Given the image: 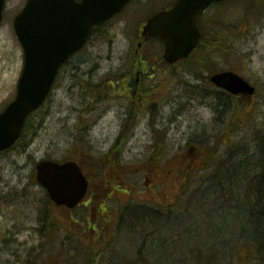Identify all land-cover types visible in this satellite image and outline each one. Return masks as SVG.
I'll return each instance as SVG.
<instances>
[{
	"label": "rangeland",
	"instance_id": "rangeland-1",
	"mask_svg": "<svg viewBox=\"0 0 264 264\" xmlns=\"http://www.w3.org/2000/svg\"><path fill=\"white\" fill-rule=\"evenodd\" d=\"M27 1L6 2L0 28V112L15 98L24 67L13 21ZM175 1L133 0L126 12L110 23L115 26L110 36L107 29L101 30L97 36L101 39L92 41L65 67L54 96L32 117L23 142L0 154V264H52L56 255L64 258L62 264L80 263L74 241L61 240L67 222L59 228L57 238L40 231L44 223L49 227L52 221L63 219L48 204V195L34 180V171L42 161L81 160L94 182L95 171L84 157L99 159L108 152L125 130L132 109L139 113L133 124L129 122L132 126L127 132L123 165L137 168L158 148L163 163L178 155L190 163L200 149L218 145L217 166L236 168L239 176L232 192L225 182L216 183L206 193L215 171L202 172L191 188L178 195L179 184L169 175L163 179L160 174L128 173L123 178L129 186L128 203L147 204L161 211V205L172 200L171 210L165 213L172 218L165 222L137 220L122 227L107 255L113 261L106 264H120L118 259L124 257L131 264H238L240 233L259 231L257 221L245 215L240 204L248 180L264 166V7L260 15L250 13L247 17L246 12L256 8H249V1L232 0L211 6L202 18V23L209 17L216 22L210 27L217 33L221 53L201 51L198 57L212 60L219 72L234 71L257 90L251 99L239 97L248 103L251 114L223 145L218 142L231 118L232 96L210 83L209 73L195 67L194 56L173 67L150 64L152 69L139 81L145 86L140 101L128 95V87H120L135 63L137 30ZM151 49L156 56L161 52L157 44ZM170 163L179 169L178 162ZM239 187L243 190L235 193ZM112 199L111 208L123 209L116 196ZM85 211L81 207L74 213L80 218ZM115 233L116 229L113 238ZM263 252H256L262 258L256 257L251 264H264Z\"/></svg>",
	"mask_w": 264,
	"mask_h": 264
},
{
	"label": "water",
	"instance_id": "water-1",
	"mask_svg": "<svg viewBox=\"0 0 264 264\" xmlns=\"http://www.w3.org/2000/svg\"><path fill=\"white\" fill-rule=\"evenodd\" d=\"M130 0H29L15 20V31L25 51V66L16 98L0 114V152L20 138L27 117L46 101L60 67L86 43L89 35L120 13ZM224 0H178L175 6L149 20L144 41L157 39L164 45L163 59L175 64L188 58L202 34L199 17L214 2ZM5 0H0V25ZM211 82L233 95L253 96L255 88L239 75L225 72ZM38 182L51 199L69 210L83 201L88 182L75 162H42Z\"/></svg>",
	"mask_w": 264,
	"mask_h": 264
},
{
	"label": "trees",
	"instance_id": "trees-1",
	"mask_svg": "<svg viewBox=\"0 0 264 264\" xmlns=\"http://www.w3.org/2000/svg\"><path fill=\"white\" fill-rule=\"evenodd\" d=\"M249 1V8L255 9L254 12L248 11L246 12V16H250V13L254 15H258V10L261 6L264 5V0H245V2ZM210 17L204 21V30H205V39L201 43V46L198 51L194 53V59H195V67L204 69L209 73V76H212L216 73H218V69L215 66V63L212 60L207 59L206 57H198L199 52L203 51L205 53H211L214 54L218 52L221 53L220 48L221 45L219 43V39L216 32H212L211 27H213V24H215V21H210ZM209 22L210 25H209ZM211 26V27H210ZM216 37V38H215ZM217 50V51H216ZM233 110L231 113L230 121L228 122V126L226 129V133L223 135V137L220 139V142L227 144L231 140L232 136L234 135V132L238 129L239 125H244L245 121H247V118L251 114V112L247 109L248 103H246L243 100L232 101ZM136 113V112H135ZM136 116V115H135ZM135 116L132 117L131 123L133 124L135 119ZM29 123V122H28ZM30 125V123H29ZM240 125V126H241ZM28 127V126H27ZM26 136L23 134V138ZM126 137H122L117 145L105 156H103L101 159H90L89 157H86L89 159L90 167L95 171L94 178L95 180H100L98 182H92L90 194L94 195L96 200L100 202V206L103 209L104 206L107 205V199L109 196V189L106 187V183L108 184H118L120 183H126L123 178L130 172H137L140 171L144 173L146 176H149L150 174H160L164 175L165 179L168 177L176 181L179 180L178 184L179 187V195H182L183 192L188 188H191L190 184H193V180H196L200 178L199 174L208 173L213 170L214 174L208 179V182L211 181V183L207 184L205 191L206 193H209L215 188L216 183L219 184H228L231 188L234 189V187L237 184V177L239 176V172L236 168H226L221 169L219 166H217V157H218V145L212 148H208L206 150L200 149L197 152L196 160H193V162L187 163L185 161H182L184 158L181 155V168L174 169L173 165L170 163L172 160H169V162L161 161L162 158V152L160 150L155 151V153L146 161H144L141 165L137 166V168H133L132 166L128 168L127 166H123L121 162V149L120 146L125 142ZM223 170V171H221ZM174 177L172 178V176ZM147 178V177H146ZM119 179V180H118ZM193 179V180H192ZM149 181V179L147 178ZM174 183V182H173ZM101 185V188L98 189L97 187ZM127 185V184H126ZM222 186V185H221ZM104 188V189H103ZM244 189L243 197H241L244 207L246 210L242 209L245 215L249 217H253L257 222V226L259 231H255L253 235L247 233V230H242L241 234V240L239 241V247H236L238 249L236 251L237 253V260L238 264H251L253 260L261 259L257 257V254L259 251L264 250V166L261 171L258 172L254 177H252L250 180H248V183ZM176 189V187H175ZM239 190H243L242 187H239ZM232 192V190H231ZM230 194L232 195L233 193ZM171 194V192H169ZM237 195V194H236ZM241 195H239L240 198ZM240 199V200H241ZM166 201V199H164ZM171 204H168V207L162 208L163 210H171ZM136 208H133L131 210L132 214V223L135 222L137 215H134ZM105 210V209H104ZM161 211H151V217L153 218H159V220L162 222H165L162 218V212ZM145 212H148V210H145ZM247 213V214H246ZM56 223L54 221L51 222V226L55 225ZM240 239V238H239ZM241 244V245H240ZM257 252V254H256ZM264 254V252H263ZM257 257V258H256ZM256 258V259H255Z\"/></svg>",
	"mask_w": 264,
	"mask_h": 264
},
{
	"label": "flooded vegetation",
	"instance_id": "flooded-vegetation-1",
	"mask_svg": "<svg viewBox=\"0 0 264 264\" xmlns=\"http://www.w3.org/2000/svg\"><path fill=\"white\" fill-rule=\"evenodd\" d=\"M114 19L111 20L109 23H106L103 27L96 30L93 34H91L87 42V46L83 50H81L79 53L84 52L92 41H93L92 43H94L98 39H101L99 37L97 38L101 30L107 29V35L110 36L111 32L113 31L115 27L114 25L111 26L110 23L114 21ZM141 38L142 37L138 35L136 45L139 43ZM140 44H138V46ZM148 47H145L141 52L138 53L139 64L142 65V62H141L142 58H144V60L148 62L149 64H153V63L155 65L157 63L161 64V61L159 59L161 55L160 54H158L157 56L155 55L154 51L151 49L152 44L149 45ZM152 55H154V58L152 57ZM137 80H139V77H136V81ZM133 81L135 84H137L134 78L128 77V81L126 83V85L131 91L133 90V87H134ZM137 85L141 86L140 83H138ZM111 214L112 213H110L109 210H104L102 208L95 209L93 210L90 218L87 217L85 219V217H83V220L85 219V221L81 223L80 225H78L77 227H75V230L72 233V236H73L72 238L76 239L77 245L84 247V250L80 253L81 255L79 259L80 260L79 264H102L103 262H104L103 264H106L108 260L110 263H112L113 258L108 259L107 257L108 252L111 251L110 246L114 244L113 237L110 236V233L114 230L116 226L119 213L118 214L114 213L115 215H111ZM61 260H62L61 258L54 259L51 261V263L61 264L60 263ZM118 260L120 264H128L129 259L124 257Z\"/></svg>",
	"mask_w": 264,
	"mask_h": 264
},
{
	"label": "bare ground",
	"instance_id": "bare-ground-1",
	"mask_svg": "<svg viewBox=\"0 0 264 264\" xmlns=\"http://www.w3.org/2000/svg\"><path fill=\"white\" fill-rule=\"evenodd\" d=\"M238 192H240V190L239 189H236L235 190V193H238ZM244 193V192H243ZM242 197H243V194H242ZM245 205V204H244ZM244 205H243V203H241L240 204V207L242 208V209H244V210H246V208L244 207Z\"/></svg>",
	"mask_w": 264,
	"mask_h": 264
}]
</instances>
